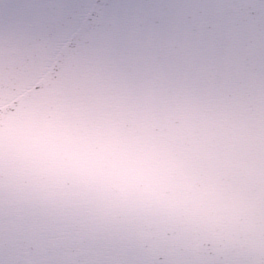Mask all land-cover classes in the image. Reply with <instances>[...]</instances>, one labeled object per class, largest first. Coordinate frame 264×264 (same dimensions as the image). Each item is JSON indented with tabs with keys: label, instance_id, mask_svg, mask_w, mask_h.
<instances>
[{
	"label": "water",
	"instance_id": "water-1",
	"mask_svg": "<svg viewBox=\"0 0 264 264\" xmlns=\"http://www.w3.org/2000/svg\"><path fill=\"white\" fill-rule=\"evenodd\" d=\"M0 264H264V0H0Z\"/></svg>",
	"mask_w": 264,
	"mask_h": 264
}]
</instances>
